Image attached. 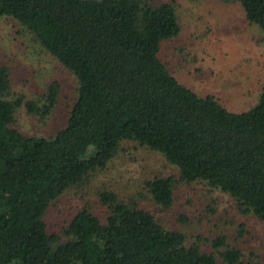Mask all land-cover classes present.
<instances>
[{"label": "trees", "instance_id": "16d2710c", "mask_svg": "<svg viewBox=\"0 0 264 264\" xmlns=\"http://www.w3.org/2000/svg\"><path fill=\"white\" fill-rule=\"evenodd\" d=\"M222 1L238 2L264 31V0ZM0 16L18 20L77 80L66 123L27 134L13 125L15 109L47 116L58 82L43 100L10 97V69L0 63V264H239L241 250L223 235L203 252L112 190L97 194L103 216L86 204L55 232L45 214L130 140L175 165L180 181H203L264 221V83L238 112L180 83L158 56L180 32L173 0H0ZM146 185L158 205L172 204L173 177Z\"/></svg>", "mask_w": 264, "mask_h": 264}, {"label": "rangeland", "instance_id": "374dc122", "mask_svg": "<svg viewBox=\"0 0 264 264\" xmlns=\"http://www.w3.org/2000/svg\"><path fill=\"white\" fill-rule=\"evenodd\" d=\"M173 1L180 32L161 42L159 58L180 83L197 94L211 95L235 112L251 107L264 83V31L245 18L238 2ZM0 63L10 69V97L22 94L26 100H43L47 85L58 82L52 112L41 117L20 106L15 109V128L44 136L66 123L77 96V80L9 16H0ZM155 176L175 180L173 202L166 209L147 190L146 182ZM103 189L149 210L165 229L184 233L187 245L196 243L201 251L210 252L212 239L223 235L228 244L241 250L239 264H264L263 220L242 213L230 195L203 181H180L175 165L130 140L121 141L107 167L93 173L87 185L65 191L50 204L45 214L48 228L58 232L86 204L103 216L106 209L97 197Z\"/></svg>", "mask_w": 264, "mask_h": 264}]
</instances>
